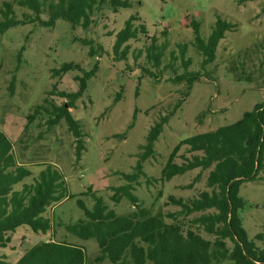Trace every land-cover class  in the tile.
<instances>
[{
	"label": "rangeland",
	"instance_id": "rangeland-1",
	"mask_svg": "<svg viewBox=\"0 0 264 264\" xmlns=\"http://www.w3.org/2000/svg\"><path fill=\"white\" fill-rule=\"evenodd\" d=\"M3 1L0 0V7ZM130 1L131 7L110 15L111 19L115 17L114 22L104 25L100 14L86 29L71 27L61 19L47 27L29 19L30 14L34 16L30 10L15 5V16L23 21L0 35V129L12 139L18 162L31 171L14 188L30 183L42 169V163L51 162L62 171L69 194L44 212L53 218L54 236L51 231L35 233L27 225L11 233L7 245L0 247V254L9 261L17 259L38 240L52 238L82 245L87 252V264H109L94 260L99 253L95 240H81L64 227L83 218L77 200L91 207L90 188L117 214L135 210L127 197L113 202L111 187L125 182L121 173L132 170L149 128L165 117L152 144L153 155L142 161L147 177L139 178L132 193L140 204L152 206L153 211L178 209L176 204L164 203L167 195L187 198L196 194L205 188L207 170L201 171L197 180L193 178L199 168L161 181V170L174 145L188 136L237 120L264 98V0ZM132 13L139 18L135 24L144 23L146 33L128 41L125 59H115L114 35L106 34L107 30H119ZM40 16L47 19L44 13ZM219 21L230 26L216 40L213 60L202 66L204 54L193 45L195 35L207 41ZM145 35L156 36L159 42L167 41L168 51L162 63H167L169 51L177 52L178 45L185 43V56L191 58L188 69L200 71L202 76L186 89V83L171 81L173 70L169 67L162 66L157 76L142 71V66L150 67L143 53ZM84 40H91L98 53L90 55L89 44ZM138 49L141 52L135 56ZM70 61L79 63L81 69L52 75V69ZM180 63L179 57L175 62L177 73L182 71ZM93 67L94 72L85 79L86 88L68 108L81 132L83 149L78 156L76 137L65 119L48 127V115L38 113L25 126L26 116L35 105L43 103L45 96L67 106L68 98L50 95L48 90L55 84L56 90L76 91L75 76L90 72ZM184 148L185 145L180 152ZM239 195L245 199L239 215L248 236L264 234V167L254 180L240 185Z\"/></svg>",
	"mask_w": 264,
	"mask_h": 264
},
{
	"label": "trees",
	"instance_id": "trees-1",
	"mask_svg": "<svg viewBox=\"0 0 264 264\" xmlns=\"http://www.w3.org/2000/svg\"><path fill=\"white\" fill-rule=\"evenodd\" d=\"M15 5L30 10L34 16L30 14L29 19L38 20L47 27H52L61 19L70 23L71 27L86 29L100 14L103 15L104 25L107 21L114 22L115 17L111 19L110 15L131 7L132 3L130 0H4L0 7V35L22 23L23 20L15 16ZM43 13L47 15L46 20L41 19ZM137 19V13H132L119 30H107L106 34L114 35L112 50L115 59H125L129 52L128 41L137 39L139 33H146L143 22L135 24ZM197 25L195 22V29ZM228 26L226 22L219 21L207 41L195 35L193 45L204 54L202 66L213 60L214 44ZM144 38L147 41L143 53L150 67L142 66V71L157 76L162 66L169 67L173 70L171 81L186 83V89L202 76L200 71L188 69L191 58L185 56V43L178 45L177 52L169 51L167 63H162L168 51L167 41L159 42L156 36L149 35ZM84 41L89 44L90 55L97 52L90 44L91 40ZM98 47L102 50L100 44ZM140 52L141 49H138L135 56ZM179 57L182 71L177 73L175 62ZM75 68L81 69L80 64L65 62L52 69V75ZM94 70L95 67L90 72L75 76L78 80L76 91L56 90L53 84L48 94L68 98L67 106L65 102L56 104L45 96L43 103L35 105L32 113L27 114L25 126L38 113L48 115L45 120L48 127L65 119L68 129L76 137L79 156L83 149L81 132L68 108L86 88L85 79ZM164 121L165 117H161L149 128L146 142L142 144V151L132 170L121 173L125 182L111 187L110 199L113 202L127 197L135 210L129 214H117L89 188L88 192L93 196L92 206L88 207L78 199L77 205L83 211V218L64 225L66 230L81 240H95L99 253L94 260L108 261L109 264H264V234L260 232L249 237L239 215L240 208L245 204V199L239 195L240 185L254 180L264 167V98L251 110L244 111L237 120L188 136L174 145L161 170L160 180L164 182L174 175L199 168L193 180L200 177L201 171L207 170L205 188L187 198L168 194L164 203H173L179 208L153 211L152 206L139 203L132 189L142 175L147 177L142 161L146 156L153 155L152 144ZM184 145V152H180ZM42 164V169L30 183L14 188L31 171L26 164L18 162L12 139L0 129V247H5L11 233L22 225H27L35 233L51 231L54 236L53 218L44 215V212L48 206L60 202L69 194L62 171L51 162ZM146 181L150 183L148 178ZM202 232L210 237H205ZM87 263V252L82 245L52 238L38 240L14 261L0 254V264Z\"/></svg>",
	"mask_w": 264,
	"mask_h": 264
},
{
	"label": "water",
	"instance_id": "water-1",
	"mask_svg": "<svg viewBox=\"0 0 264 264\" xmlns=\"http://www.w3.org/2000/svg\"><path fill=\"white\" fill-rule=\"evenodd\" d=\"M66 105V104H65Z\"/></svg>",
	"mask_w": 264,
	"mask_h": 264
}]
</instances>
